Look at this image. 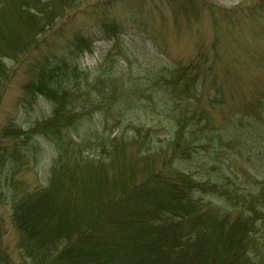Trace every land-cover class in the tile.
<instances>
[{"label": "trees", "instance_id": "1", "mask_svg": "<svg viewBox=\"0 0 264 264\" xmlns=\"http://www.w3.org/2000/svg\"><path fill=\"white\" fill-rule=\"evenodd\" d=\"M82 1L0 0V108L7 62L25 72L23 114L46 104L26 128L0 126V264H264V86L235 108L216 79L207 98L200 59L90 78L79 58L121 26L100 20L98 36L73 33L59 51Z\"/></svg>", "mask_w": 264, "mask_h": 264}, {"label": "rangeland", "instance_id": "2", "mask_svg": "<svg viewBox=\"0 0 264 264\" xmlns=\"http://www.w3.org/2000/svg\"><path fill=\"white\" fill-rule=\"evenodd\" d=\"M262 4V0H83L75 19L65 28L66 35L58 41V50L65 48L73 33L96 37L100 20L108 23L114 20L121 26V34L96 42L93 53H86L78 60L80 69L90 74V78L94 79L96 73L114 71L128 72L136 79L147 69L158 73L200 59L208 71L211 69L203 95L216 97L217 79L224 85L229 105L238 108L264 86ZM7 63L15 73L4 90L0 126L15 119L26 128L25 120L41 118L40 109L44 110L46 104L40 102L30 116L23 114L17 101L26 82L25 72L14 63ZM222 109L225 111L226 106ZM222 109H218L216 115L215 108V118L221 117ZM147 117H143L144 122ZM125 120L137 123L136 110L129 114L127 111ZM50 157L26 174L32 186L45 185ZM6 209L0 208V215L5 218L9 214ZM17 241V233L7 219L4 245L15 262H19Z\"/></svg>", "mask_w": 264, "mask_h": 264}]
</instances>
